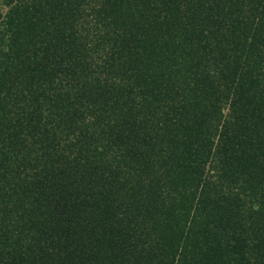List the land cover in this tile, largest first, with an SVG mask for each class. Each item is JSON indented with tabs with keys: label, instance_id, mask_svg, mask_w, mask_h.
<instances>
[{
	"label": "trees",
	"instance_id": "1",
	"mask_svg": "<svg viewBox=\"0 0 264 264\" xmlns=\"http://www.w3.org/2000/svg\"><path fill=\"white\" fill-rule=\"evenodd\" d=\"M0 264H264V0H2Z\"/></svg>",
	"mask_w": 264,
	"mask_h": 264
},
{
	"label": "rangeland",
	"instance_id": "2",
	"mask_svg": "<svg viewBox=\"0 0 264 264\" xmlns=\"http://www.w3.org/2000/svg\"><path fill=\"white\" fill-rule=\"evenodd\" d=\"M6 6L3 5L2 0H0V14L5 12ZM0 20H1V15H0Z\"/></svg>",
	"mask_w": 264,
	"mask_h": 264
}]
</instances>
